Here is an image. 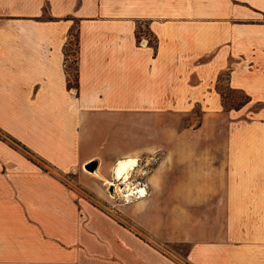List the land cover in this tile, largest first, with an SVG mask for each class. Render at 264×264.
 <instances>
[{"label":"crops","instance_id":"crops-1","mask_svg":"<svg viewBox=\"0 0 264 264\" xmlns=\"http://www.w3.org/2000/svg\"><path fill=\"white\" fill-rule=\"evenodd\" d=\"M0 131V264H264V0H0ZM127 156L149 193L124 224L64 174Z\"/></svg>","mask_w":264,"mask_h":264},{"label":"rangeland","instance_id":"rangeland-1","mask_svg":"<svg viewBox=\"0 0 264 264\" xmlns=\"http://www.w3.org/2000/svg\"><path fill=\"white\" fill-rule=\"evenodd\" d=\"M75 40V39H74ZM72 41V44H70L68 48V54L70 55V61H69V70L72 76V83L76 81V74H77V63H76V49L77 45L75 44V41ZM153 43H156V39L153 37ZM220 81L217 83V89L222 94V102L224 107H231L232 105H238L242 101H244L247 96L244 92L241 90L235 89L230 87L226 80H224L225 76H220ZM203 118V110L199 105L196 106V110L192 112H186L180 117L178 112H166L165 116V122H166V134H173L176 133L178 129L182 128L183 125H187L189 121L195 120L197 124H200ZM220 121L217 120H210L208 121V124L206 127H203L201 130V134L209 133L213 134L214 136H220L222 134H231L230 131H222L220 126ZM170 126V127H169ZM0 134L6 136L4 133L0 131ZM8 138V136H6ZM10 140V138H8ZM30 156L34 157L38 160L37 157L32 155L31 153H28ZM161 155V154H160ZM158 157V156H157ZM153 159V162L151 161L150 168L156 165V161H160L159 158ZM43 165L44 162L41 160H38ZM140 167L141 165H146L147 162H149L148 159L143 158L140 160ZM115 163V162H114ZM113 163V165H114ZM112 165V166H113ZM111 166V168H112ZM148 167V166H145ZM89 172H94V170H90L87 168ZM97 170V169H96ZM138 172H141V174L136 175L133 172V176H131L132 181L135 183L136 178L135 177H143L145 179V176L143 174L146 172H142L139 170ZM111 175V169L110 172L106 175L107 177H110ZM64 179L72 185L78 194H80L83 197H86L90 199L92 202L98 204L100 207L107 211H111L115 214H117V217L121 223L127 224L126 217L124 216L123 212L121 210L124 209L126 202L123 200L119 195L117 194L115 197H112L110 195L111 188L108 184H105V182L96 177L95 175H92L85 171V165L81 164L78 167H74L73 169L69 170L67 173L64 174ZM113 192V190H112ZM135 199H133L134 201ZM132 202V201H131ZM138 228V227H137ZM140 230V234L145 237V232L138 228ZM164 247L168 250H171L172 252L177 251L178 255L181 257L182 260H185V254L190 248L189 242H166L164 244ZM185 264V263H184Z\"/></svg>","mask_w":264,"mask_h":264},{"label":"bare ground","instance_id":"bare-ground-1","mask_svg":"<svg viewBox=\"0 0 264 264\" xmlns=\"http://www.w3.org/2000/svg\"><path fill=\"white\" fill-rule=\"evenodd\" d=\"M139 159L138 156H127L116 160L111 168L110 177L102 175L98 169H95L94 172H89L85 167V171L102 179L105 184L114 185L115 189H113V192L112 190L110 192L112 197H115L118 194L123 200L131 202L133 199L139 200L148 195L146 188L143 186L140 188V184L134 183L131 178L134 170L139 166ZM137 192L140 193L137 195ZM136 196L138 198H135Z\"/></svg>","mask_w":264,"mask_h":264},{"label":"built area","instance_id":"built-area-1","mask_svg":"<svg viewBox=\"0 0 264 264\" xmlns=\"http://www.w3.org/2000/svg\"><path fill=\"white\" fill-rule=\"evenodd\" d=\"M141 27L143 28V30L146 32V34L149 36L150 35V33L147 31V25H146V22H144V23H142L141 24ZM148 39L149 38H146L145 40L148 42ZM151 39H152V36L150 37V41H151ZM143 42V38H141L140 39V43H142ZM69 61H70V58H68V61H67V59L65 60V62H64V65L66 66V69L68 70V73H69V75H70V82L73 80L72 79V76H71V73H70V70H69ZM76 81H74V83H71V89L72 90H75L76 89V83H75ZM135 183L137 184H140V188H141V186H143V187H145L146 188V192L147 193H149V190H148V182L145 180V179H143V177H140V178H137L136 179V181H135ZM109 187L111 188V185L109 184ZM139 188V187H138ZM137 188V189H138ZM139 188V189H140ZM114 189H115V187H114ZM140 192H137V195L139 194ZM135 198H138L137 196L135 197Z\"/></svg>","mask_w":264,"mask_h":264},{"label":"water","instance_id":"water-1","mask_svg":"<svg viewBox=\"0 0 264 264\" xmlns=\"http://www.w3.org/2000/svg\"><path fill=\"white\" fill-rule=\"evenodd\" d=\"M98 165V160L97 159H92L89 160L88 162L85 163V167L89 168L90 170H95ZM111 189H114V185H111Z\"/></svg>","mask_w":264,"mask_h":264},{"label":"trees","instance_id":"trees-1","mask_svg":"<svg viewBox=\"0 0 264 264\" xmlns=\"http://www.w3.org/2000/svg\"><path fill=\"white\" fill-rule=\"evenodd\" d=\"M77 83H78V67H77V74H76V84ZM246 100H247V98L244 101H242L241 103L245 102ZM0 136L3 137V138H6V136H4L2 134H0ZM16 142H18V141H16Z\"/></svg>","mask_w":264,"mask_h":264}]
</instances>
